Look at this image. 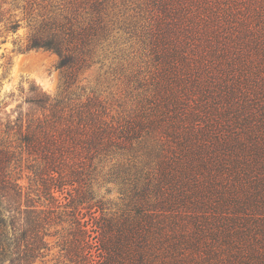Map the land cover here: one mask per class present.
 Listing matches in <instances>:
<instances>
[{
  "label": "trees",
  "instance_id": "1",
  "mask_svg": "<svg viewBox=\"0 0 264 264\" xmlns=\"http://www.w3.org/2000/svg\"><path fill=\"white\" fill-rule=\"evenodd\" d=\"M0 23L62 72L0 102V264H264V0H0Z\"/></svg>",
  "mask_w": 264,
  "mask_h": 264
},
{
  "label": "rangeland",
  "instance_id": "2",
  "mask_svg": "<svg viewBox=\"0 0 264 264\" xmlns=\"http://www.w3.org/2000/svg\"><path fill=\"white\" fill-rule=\"evenodd\" d=\"M25 26V23H21L18 31L11 34L6 33L3 23H0V102L7 104L6 111L14 109L24 100L30 88L52 96L60 92L62 72L57 68L58 57L55 54L42 50L17 51V45L23 44L27 37ZM102 73L99 76L94 67L80 77L79 85L97 89L106 95L111 85L103 83ZM101 193L105 194L104 189ZM105 199L115 201L116 191L105 194Z\"/></svg>",
  "mask_w": 264,
  "mask_h": 264
}]
</instances>
